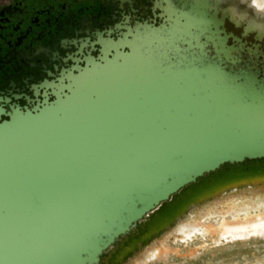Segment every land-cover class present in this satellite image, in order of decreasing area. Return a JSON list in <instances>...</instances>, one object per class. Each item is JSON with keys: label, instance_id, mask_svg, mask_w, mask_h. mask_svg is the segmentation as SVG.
<instances>
[{"label": "water", "instance_id": "1", "mask_svg": "<svg viewBox=\"0 0 264 264\" xmlns=\"http://www.w3.org/2000/svg\"><path fill=\"white\" fill-rule=\"evenodd\" d=\"M240 3L156 0L159 24L109 41L53 100L0 110V264H109L183 188L264 160V21Z\"/></svg>", "mask_w": 264, "mask_h": 264}, {"label": "flooded vegetation", "instance_id": "2", "mask_svg": "<svg viewBox=\"0 0 264 264\" xmlns=\"http://www.w3.org/2000/svg\"><path fill=\"white\" fill-rule=\"evenodd\" d=\"M155 2L0 0V110L32 111L53 100L76 67L112 54L109 41L159 24Z\"/></svg>", "mask_w": 264, "mask_h": 264}, {"label": "rangeland", "instance_id": "3", "mask_svg": "<svg viewBox=\"0 0 264 264\" xmlns=\"http://www.w3.org/2000/svg\"><path fill=\"white\" fill-rule=\"evenodd\" d=\"M172 16L171 45L172 49L178 53L181 50L178 44H182L186 38L190 37V34L181 27L179 22L181 15L172 10ZM208 20L212 23L211 26L214 27L211 32L216 34L218 20L213 14L209 15ZM208 20L206 21L208 22ZM216 36L218 37L217 34ZM255 177L257 179H250ZM232 179L239 181L219 187L222 183L224 184ZM261 180H264V160L222 166L221 170L205 175L198 179L196 183L190 184L179 191L170 201L163 203L139 227L141 233H137L130 239L119 243L118 248L115 249L116 251L102 257L109 264H264V237L236 241L230 238H221L215 232L211 236L186 238L185 242H182L180 236L171 234L178 224L187 219L185 212L188 210L193 211L194 209L207 207L214 210H225L229 207V204L225 203L228 199L239 198L241 195L246 197L242 201L250 204L263 200L264 183H261ZM249 181L255 182L252 184L253 187L249 188L242 185L236 192H219L222 189L245 184ZM216 192L219 193L211 196V198L208 197ZM200 199L204 200L197 202ZM232 206H235V204H232ZM181 210L183 211L180 212ZM217 213L213 211L210 216L215 215L214 217H216ZM174 216V220L162 227ZM203 219L205 220V218ZM215 220L210 219L213 224ZM155 246L161 249L160 256L150 262H143L146 254Z\"/></svg>", "mask_w": 264, "mask_h": 264}, {"label": "bare ground", "instance_id": "4", "mask_svg": "<svg viewBox=\"0 0 264 264\" xmlns=\"http://www.w3.org/2000/svg\"><path fill=\"white\" fill-rule=\"evenodd\" d=\"M245 3L251 5L252 0H245ZM256 5L259 6V10H257L256 7H250V9L257 14L256 16H258L259 19H261V17L264 16V0H256ZM221 168L222 167L218 170H221ZM250 179L254 180L257 179V177ZM236 181L239 180H228L226 183H222L219 187L230 185ZM245 198L246 197L244 195H241L239 198L228 199L225 203L229 204V207L225 210H214L208 207L194 209L187 215V219L185 221L176 226L171 234L180 236L182 242H185L186 238L190 239L198 236H211L215 232H217L218 236L221 238L225 237L236 241L264 237V199L250 204L242 201ZM232 204H235V206H232ZM213 211L218 212L216 217H214L215 215L210 216ZM203 218H205V220ZM211 218L216 219L214 224L210 221ZM160 254L161 249H159L158 246H155L154 249L150 250L149 253L146 254L143 262L146 263L155 260L160 256Z\"/></svg>", "mask_w": 264, "mask_h": 264}, {"label": "clouds", "instance_id": "5", "mask_svg": "<svg viewBox=\"0 0 264 264\" xmlns=\"http://www.w3.org/2000/svg\"><path fill=\"white\" fill-rule=\"evenodd\" d=\"M241 3L245 4L246 7H256L257 10H259V6L256 5V0H252L251 5L246 4L245 3V0H241ZM233 10H235V9H231V11L233 12V14H235V12ZM261 21H264V16L261 17Z\"/></svg>", "mask_w": 264, "mask_h": 264}]
</instances>
